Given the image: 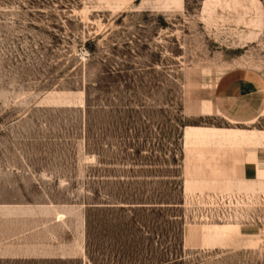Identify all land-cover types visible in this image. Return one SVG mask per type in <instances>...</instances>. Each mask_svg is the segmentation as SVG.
Segmentation results:
<instances>
[{"label": "rangeland", "instance_id": "1", "mask_svg": "<svg viewBox=\"0 0 264 264\" xmlns=\"http://www.w3.org/2000/svg\"><path fill=\"white\" fill-rule=\"evenodd\" d=\"M240 75L264 88V0H0V203L67 207L92 264H264V158L244 179L228 147L184 184L186 125L264 132L184 113Z\"/></svg>", "mask_w": 264, "mask_h": 264}, {"label": "crops", "instance_id": "2", "mask_svg": "<svg viewBox=\"0 0 264 264\" xmlns=\"http://www.w3.org/2000/svg\"><path fill=\"white\" fill-rule=\"evenodd\" d=\"M204 103L206 105L200 106L187 102L185 115L253 124L264 116L261 112L264 88L255 76L222 77L215 84L211 98ZM188 109L191 111L188 112ZM198 132L205 133L207 137L202 144L195 145L197 140L193 136ZM183 139L190 173L185 179V190L193 182L189 179L192 173L206 171L197 162L205 160L211 167V174L216 173V155L220 156L228 147L234 149L245 145L249 148L250 159L233 165V173L244 179L256 176L255 153L257 159L264 158V153L258 151L264 146V132L260 130L186 125ZM240 149L245 157V148ZM212 178L216 181L215 177ZM31 198V201L22 198L19 203H0V264H92L86 251L84 220L77 218L76 214L72 215L61 204L53 201L44 203V198L38 195ZM60 216L63 218L60 219ZM132 260L135 261L134 258Z\"/></svg>", "mask_w": 264, "mask_h": 264}, {"label": "built area", "instance_id": "3", "mask_svg": "<svg viewBox=\"0 0 264 264\" xmlns=\"http://www.w3.org/2000/svg\"><path fill=\"white\" fill-rule=\"evenodd\" d=\"M211 201L215 203L213 210L216 211V216L218 219L231 217L230 208L236 202V195L229 193H213L211 196ZM216 208V209H215ZM206 213V212H205ZM209 213V211H207Z\"/></svg>", "mask_w": 264, "mask_h": 264}]
</instances>
